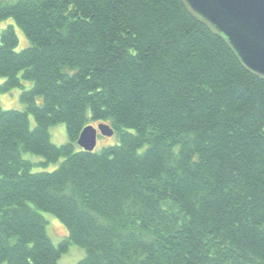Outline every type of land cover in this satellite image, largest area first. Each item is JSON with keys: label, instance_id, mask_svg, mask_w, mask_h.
Segmentation results:
<instances>
[{"label": "trees", "instance_id": "16d2710c", "mask_svg": "<svg viewBox=\"0 0 264 264\" xmlns=\"http://www.w3.org/2000/svg\"><path fill=\"white\" fill-rule=\"evenodd\" d=\"M9 18L1 90L25 109L0 105V264L74 244L77 264H264V79L220 35L182 0H0ZM101 122L119 142L79 147Z\"/></svg>", "mask_w": 264, "mask_h": 264}, {"label": "water", "instance_id": "95a60500", "mask_svg": "<svg viewBox=\"0 0 264 264\" xmlns=\"http://www.w3.org/2000/svg\"><path fill=\"white\" fill-rule=\"evenodd\" d=\"M186 9L220 35L242 65L264 79V0H182ZM107 123L87 125L77 140L85 151L96 149L99 136L112 137Z\"/></svg>", "mask_w": 264, "mask_h": 264}, {"label": "rangeland", "instance_id": "374dc122", "mask_svg": "<svg viewBox=\"0 0 264 264\" xmlns=\"http://www.w3.org/2000/svg\"><path fill=\"white\" fill-rule=\"evenodd\" d=\"M15 24V21L13 18L6 19L4 21L0 22V33L1 30L6 28L9 25ZM17 31V34L19 36V44L16 47V50H21L25 47H28L30 45L29 40L26 38L24 33L19 29L15 28ZM6 78L4 76L0 75V105L4 109H25V105L20 100V94L23 90L21 87L14 88L10 91H2L1 87L3 83L5 82ZM26 88H29L31 83L25 82L24 83ZM31 118L32 124H34L33 117ZM95 126L97 124H94ZM50 133L52 136V141L57 144H65L68 142V137L66 133V125L64 123H57L50 127ZM119 142V137L117 134H114L112 137H104L100 136L98 138L96 150H101L104 146L115 144ZM26 158L38 160L36 156L34 155H26ZM61 160L56 163L50 165L47 170H53L57 168ZM45 219L47 220V232L52 239V241L58 245L62 240H64L67 235L68 231L66 227L58 220V218L48 212L43 213ZM85 256V249L79 245H71L69 250L65 253H63L59 259V264H77L79 260H81ZM6 264V263H3Z\"/></svg>", "mask_w": 264, "mask_h": 264}]
</instances>
